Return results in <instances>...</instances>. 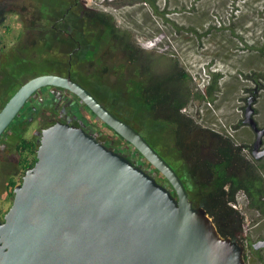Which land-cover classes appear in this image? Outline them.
Wrapping results in <instances>:
<instances>
[{
	"label": "water",
	"instance_id": "95a60500",
	"mask_svg": "<svg viewBox=\"0 0 264 264\" xmlns=\"http://www.w3.org/2000/svg\"><path fill=\"white\" fill-rule=\"evenodd\" d=\"M47 85L77 94L173 189L82 127L57 121L42 129L37 160L15 185L13 202L0 219V264H247L244 245L220 234L146 136L71 75L42 73L24 82L0 109V137ZM254 104L251 95L244 123L255 131L252 150L261 159L264 127ZM253 246L264 248V238Z\"/></svg>",
	"mask_w": 264,
	"mask_h": 264
},
{
	"label": "trees",
	"instance_id": "16d2710c",
	"mask_svg": "<svg viewBox=\"0 0 264 264\" xmlns=\"http://www.w3.org/2000/svg\"><path fill=\"white\" fill-rule=\"evenodd\" d=\"M143 1L150 6L154 14L170 23L175 33H198L194 27L174 22L167 16L171 11L167 7L161 9L156 0ZM73 4L77 8L81 5L80 2L76 3V0H73ZM85 11L89 14L84 16L86 21L83 28L91 48L83 60L85 64L74 60L72 65L66 51L62 50L65 48L61 46L63 44L59 41L55 43L45 34L43 40L39 41L35 33V30L43 28L38 25V20L47 19V14L32 15L31 28L25 24L26 30L31 33V41H28V36L27 41L24 40L22 33L17 36L19 43L16 46L18 54L26 55L29 51L31 54L26 55L13 72L3 73L0 77V109L21 84L36 75L32 72L33 67L46 64L48 69L43 72L71 69L73 73L82 67L87 79L82 77L80 82L103 102L109 104L110 96L127 95L129 107L125 109V113L128 112L130 116L141 120V128L143 127L149 135L154 131H162L168 135L165 144L158 141L157 144L168 147L169 153L181 161L179 164L187 167L188 174L197 187L195 192H191L189 185H186L195 205L206 208L222 236L239 239L238 235L243 229V216L232 204L237 203L239 193H243L250 207L264 212V161L251 156V143L239 142L232 134L223 133L218 129L216 131L209 128L211 126L205 127L183 111L191 102L214 101L220 90L222 72L208 68L207 84L202 89H195L192 74L177 59L168 58L170 66L164 74L153 72L149 66L139 68V51L134 45L132 30L120 29L114 15L109 12L88 9ZM210 27L212 29L217 26ZM5 28L10 29L8 25H5ZM224 28L225 26H218L219 30ZM226 28H231L230 32L236 34L231 26ZM6 40L7 34L0 33V55L8 48ZM243 40L244 49H259L263 53L264 43L258 46L249 43L247 39ZM64 52L66 55H63ZM259 76L264 77V74ZM111 77H114L113 83L109 82ZM258 79L256 78V81ZM116 112L119 115L124 113L117 110ZM144 134L146 136L145 131ZM5 136L4 134L1 138ZM147 139L150 141L148 137ZM15 141L24 174L37 160L39 141L27 135L16 136ZM150 142L155 147L153 141ZM247 150L249 152H246ZM143 161L152 166L144 156ZM156 171L157 180L173 189L167 178L159 170ZM22 179L23 176L19 179L10 177L8 187L13 189ZM8 192L9 196L14 197L13 190ZM249 247L253 254H259L253 243L249 244Z\"/></svg>",
	"mask_w": 264,
	"mask_h": 264
},
{
	"label": "rangeland",
	"instance_id": "374dc122",
	"mask_svg": "<svg viewBox=\"0 0 264 264\" xmlns=\"http://www.w3.org/2000/svg\"><path fill=\"white\" fill-rule=\"evenodd\" d=\"M79 1L81 7L74 11H85V9L106 11L114 15L120 29L132 30L134 45L139 51L137 63L139 68L149 66L153 72L164 74L169 70L168 58L177 59L192 74L195 89H202L207 84L208 68L222 72L223 77L216 99L211 103L191 102L187 106L186 113L192 115L203 126H211L223 133L232 134L239 142L253 144L256 134L250 125L244 123L245 109L249 96L253 95L255 118L259 125L264 127V77L259 76L264 74V48L263 53L259 49H244L243 39L258 46L264 43V0H156L161 9L167 7L171 11L167 16L174 22L197 29L198 33L190 32L184 35L175 33L171 24L154 14L143 0ZM66 2H73V0ZM61 3L64 4L63 1ZM61 3L52 4V0H0V11H2L0 33H6L8 37L6 40L8 48L0 55V77L3 73L13 72L26 55L30 56L31 51L26 55L18 54L16 46L19 43V37H17L19 34L24 33V40L27 41L28 36V41H31V33L26 30L25 24L31 28L32 15L47 14L48 18L43 21L38 20V25L48 28L52 21L49 18L53 19L59 14L62 9ZM5 25H8L10 29L5 28ZM210 26L217 27L210 29ZM218 26H225V28L219 30ZM228 26H231L236 34L231 33V28H226ZM42 29L35 30L39 41L43 40L47 32V30L43 32ZM208 29L210 31L203 34ZM81 68L79 67L75 75L87 79ZM47 69L46 64H40L33 67L32 72L39 74ZM256 78H259L258 81ZM109 82L113 83L114 77H111ZM126 96L123 94L121 97H114L110 105L117 111L125 113L129 100ZM127 113L125 115L120 113V115L147 133L143 127L141 128L137 117ZM41 123L45 124L39 117L35 118L29 123L28 130H25L27 134L22 132L18 136L35 137L32 133ZM35 132L40 134V129ZM104 132L111 135L106 127ZM147 137L153 141L157 150L174 168L177 170L179 168L181 172L179 173L184 176L185 184L189 185L191 192H195L197 187L190 178L187 167L179 164L180 160L178 161L169 153L168 147L157 144V141L165 144L168 135L162 131H154ZM0 157H2L0 158V217H2L14 198L9 196L8 192L9 177L20 178L21 172L15 164L10 162L16 157L10 153L4 155L2 152ZM148 167L157 175L153 165ZM236 208L243 216V229L237 240L244 245L246 263L264 264V248L258 249L259 254L256 255L249 247V244L264 238V212L250 207L243 193L238 195Z\"/></svg>",
	"mask_w": 264,
	"mask_h": 264
},
{
	"label": "flooded vegetation",
	"instance_id": "af4514ba",
	"mask_svg": "<svg viewBox=\"0 0 264 264\" xmlns=\"http://www.w3.org/2000/svg\"><path fill=\"white\" fill-rule=\"evenodd\" d=\"M61 1H63L64 4H62ZM61 1L52 0V4H55L58 2L61 3L60 6L62 7V9L61 11H59V14H57L55 18L53 19L49 18L50 20H52L50 26L48 28L42 29V31L45 32V30H47L46 35L48 36V38L53 39L55 43L56 41L57 42L59 41L61 44H63L61 46L65 48L62 50L66 51L70 65L73 64L74 60L78 61L79 64H85L83 60L84 58L88 56V51L91 48V44L88 43L89 38L87 37L85 33V30L83 28V23H85L86 21L84 19V16L86 14H89V12L80 11V10L74 11V9H77V7H75L73 2L67 3L66 2L67 0H61ZM77 2H80V1L76 0V3ZM90 30L97 31L98 29H90ZM52 44L53 43L51 42V45ZM66 53L64 52L63 55H66ZM42 73H58L64 76L71 75V77L78 82H80L79 79H82L81 77L79 78L76 77L75 73H73L71 69H69L68 71H64V70L60 71V70L54 69V71L52 70V71H46ZM42 73H39V74H42ZM128 74L130 73L128 72ZM85 87L88 88L87 86ZM93 94L104 105H106V107L110 109L113 113H115L120 118L132 124L136 129H138L140 132L144 134V130L138 128V126L134 124L132 121L126 120L125 118L121 117V115L117 114L116 109H114L110 105V103L107 104L103 102V100H101L95 93ZM114 97L116 96H110V101H112ZM208 103H211V102H208ZM183 111L184 112L187 111V106L184 107ZM38 117L39 119L42 120L43 123L45 122V124L41 123L40 125H38L37 128L32 133V135L35 134L36 140L40 139L41 131L44 127H47L57 121L66 122L72 125L82 127L86 132L94 136L96 139H98L102 143L106 144L111 149L119 151L120 153L129 157L134 163L136 164L140 163L139 165H141L144 169L150 170L147 163L143 161V156L138 151V149L128 140L124 139L112 127L106 124L77 94L61 86L47 85V86H43L39 88L35 93H33V95L27 100V102L22 107L18 115L12 121L10 126L4 132L6 136L2 138L0 137V152H2L4 155L6 153L7 154L10 153V155H12L13 157H16V159H11L10 162L15 164L16 168L20 170L21 177L23 176V169L20 165L21 157L19 156V153L16 151V148H17L16 141H15L16 136H18L19 133H22V132H25V134H27L25 130H28L29 123L33 122L35 118H38ZM139 123L142 124L143 122L139 120ZM105 127L108 129L111 135H107L104 132ZM205 127H209V126H205ZM209 128L218 131L216 128H213V127H209ZM37 129H40V134H37L35 132ZM112 135L114 137H112ZM251 156L256 160H263L264 158L263 157L261 159H257L253 154L252 148H251ZM177 172L178 173L180 172L179 168ZM181 177L184 179L183 175H181ZM9 190L14 191V188L12 189L10 187ZM5 213L6 212H4L3 216L0 217V219L2 220L4 219Z\"/></svg>",
	"mask_w": 264,
	"mask_h": 264
},
{
	"label": "built area",
	"instance_id": "2783aa9c",
	"mask_svg": "<svg viewBox=\"0 0 264 264\" xmlns=\"http://www.w3.org/2000/svg\"><path fill=\"white\" fill-rule=\"evenodd\" d=\"M233 206L237 207V203L232 204Z\"/></svg>",
	"mask_w": 264,
	"mask_h": 264
}]
</instances>
